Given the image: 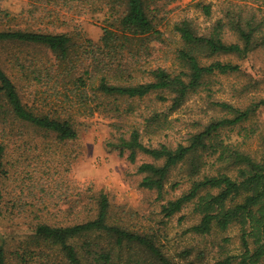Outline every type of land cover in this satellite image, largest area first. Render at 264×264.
Listing matches in <instances>:
<instances>
[{"label": "trees", "instance_id": "obj_1", "mask_svg": "<svg viewBox=\"0 0 264 264\" xmlns=\"http://www.w3.org/2000/svg\"><path fill=\"white\" fill-rule=\"evenodd\" d=\"M33 1L40 3L34 6L39 8L48 0ZM151 1L107 0L111 21L97 41L82 38L78 42L66 32L42 29H0V177L5 172L8 137L22 136L24 127L69 141L78 135L75 113L92 115L105 100L154 94L176 109L206 77L241 72L238 63L217 57L243 58L264 45L263 19L253 9L229 2L206 34L197 33L187 18L174 23L180 43L174 50L177 67L171 69L155 56V43L161 40L162 32L150 14ZM195 6L211 18L210 3L197 1ZM226 33L235 41H226ZM21 91L30 104L23 100ZM214 104L232 112L233 117L211 121L186 144L173 148L165 143L147 145L139 128L133 127L114 146L120 154L128 150L132 163L138 152L161 161L136 165V172L143 174L140 185L155 189L159 197L171 171L176 167L183 170L189 186L161 206L165 218L192 204L199 220L190 231L203 235L213 227L238 225L241 252L212 264H232L233 260L236 264H264V156L212 139L219 129L247 119L264 106V99L253 100L244 109L224 101ZM125 111L133 112V108L128 106ZM159 117L153 114L147 120L157 122ZM1 202L0 187V217ZM109 209L107 195L99 193L93 217L66 225L38 223L36 243L58 249L64 264H123L125 252L130 264H176L162 252L154 236L110 222ZM138 255L142 259H136ZM0 264H6L1 244Z\"/></svg>", "mask_w": 264, "mask_h": 264}, {"label": "rangeland", "instance_id": "obj_2", "mask_svg": "<svg viewBox=\"0 0 264 264\" xmlns=\"http://www.w3.org/2000/svg\"><path fill=\"white\" fill-rule=\"evenodd\" d=\"M197 1L211 4V18L195 6ZM106 2L48 0L45 6L34 8L40 3L0 0V29H42L66 32L78 42L82 38L97 41L103 27L111 21ZM229 2L253 9L264 23V0H152L149 11L162 32L161 40L155 43L159 63L171 69L177 67L173 63L174 50L180 42L173 31L175 22L187 18L197 33L206 34ZM224 37L228 42L235 41L231 33ZM217 58L238 63L241 72L206 77L176 109L169 108L168 101L161 102L154 94L141 99L105 100L92 115L75 113L76 139L59 141L53 134L30 127H24L20 137H8L5 172L0 177V244L5 249V263L64 264L58 249L36 243L35 226L42 222L66 225L93 217L99 193H105L109 200L110 222L154 236L162 252L176 264H212L238 255L242 250L238 225L226 229L213 227L203 235L190 231V226L199 220L192 204L170 218L163 216L161 206L189 186L181 168L171 171L159 197L155 189L140 185L143 174L136 172L137 164L155 161L138 152L132 163L127 158L128 150L120 154L114 146L133 127L139 128L147 145L165 143L173 148L186 144L192 134L211 121L233 117L232 112L215 105L216 101L244 109L251 101L264 99V45L243 58ZM23 100L31 103L25 94ZM128 106L133 112L125 111ZM153 114L160 115L158 121L148 122ZM212 139L251 155L264 156V106L247 119L219 129ZM142 257L138 255L136 259ZM127 258L125 252L123 264L131 263Z\"/></svg>", "mask_w": 264, "mask_h": 264}]
</instances>
